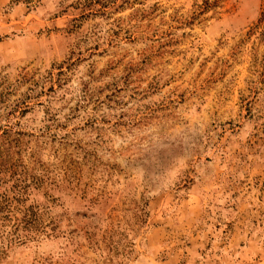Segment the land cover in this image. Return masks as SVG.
<instances>
[{
	"label": "rangeland",
	"instance_id": "rangeland-1",
	"mask_svg": "<svg viewBox=\"0 0 264 264\" xmlns=\"http://www.w3.org/2000/svg\"><path fill=\"white\" fill-rule=\"evenodd\" d=\"M13 1L0 130L55 229L14 211L0 264H264V0Z\"/></svg>",
	"mask_w": 264,
	"mask_h": 264
},
{
	"label": "trees",
	"instance_id": "trees-1",
	"mask_svg": "<svg viewBox=\"0 0 264 264\" xmlns=\"http://www.w3.org/2000/svg\"><path fill=\"white\" fill-rule=\"evenodd\" d=\"M23 1L29 4L33 0ZM19 108L20 114L27 110V106L23 103ZM10 128V126H7L0 130V161L2 163L0 164V220L3 221L4 218L11 215L14 211L21 209L19 211V213L21 212L20 217L13 219L12 231L9 234L13 242L19 243L33 237L46 235V230L53 231L55 226L51 222H43L40 219L41 211L38 210L37 206L28 205L26 208L23 206L25 192L30 186L33 189H37L39 181L33 175H30L21 163L19 164L18 159L13 157L16 154V147L19 143L17 136H22L23 134L12 132ZM12 134L14 138H11ZM27 178L29 179V184L26 182ZM8 184L9 189L5 187ZM17 228H21L24 232L23 236L15 233Z\"/></svg>",
	"mask_w": 264,
	"mask_h": 264
}]
</instances>
